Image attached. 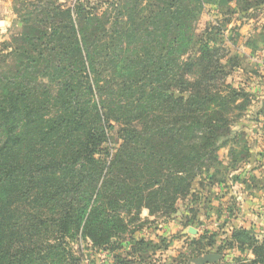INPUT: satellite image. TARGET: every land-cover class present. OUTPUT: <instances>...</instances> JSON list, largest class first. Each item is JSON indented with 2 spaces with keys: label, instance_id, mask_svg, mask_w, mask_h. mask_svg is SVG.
I'll list each match as a JSON object with an SVG mask.
<instances>
[{
  "label": "rangeland",
  "instance_id": "rangeland-1",
  "mask_svg": "<svg viewBox=\"0 0 264 264\" xmlns=\"http://www.w3.org/2000/svg\"><path fill=\"white\" fill-rule=\"evenodd\" d=\"M170 1L21 0L19 19L25 26L21 31L20 25L17 34L26 37L15 34L0 41L2 77L26 68L24 57L21 59L23 50L32 54L37 52V49H29V43L24 39L37 44L36 38H43L47 32L51 41L60 40L59 52L70 61L77 56L76 42L82 49L81 41L86 39L93 46L92 57L98 62L93 71L88 64L85 69L77 64L75 72H81L82 78L86 76L94 87L92 93L84 90L87 96L84 99L92 98L98 104L100 121L104 124L105 140L93 153L100 161L97 168L102 170L96 174H104L107 164L121 149L123 138H131L129 146L135 148L134 151L126 148V155L113 167L111 186L106 187V207L111 209V202L119 210L114 236L109 231L95 244L88 237H77V241L71 239L63 245L71 252L81 251L82 264H198L197 260L207 254L223 256L222 263L221 259L211 264H249L252 260H243L246 258L243 257L244 251L239 253L243 256L235 258L230 251L232 248H227L229 230L224 231L227 221H220V227L217 225L219 221L212 219L211 211L207 209L209 186L218 171L215 163L211 164L213 160L205 163L200 171L179 173L177 171L184 168L181 146L173 148L172 145L173 139L180 138L175 130L179 131L182 122L195 113L192 116L200 124L214 125L215 137H221L218 147L208 152L209 158L215 156V151L218 156L221 147L235 141V128L243 120L259 115L261 109L255 104L264 97L257 89L264 82L263 76L258 71L251 76L244 73L247 66L244 48L230 38L234 40L232 36L242 34L243 29L238 24L264 17V0H234L230 6L221 0H182L180 14L185 24L183 45L186 47L181 49L178 69H173L177 72L176 79L164 64L157 68L150 66L146 72L142 63H135L134 69L128 68V55H141L133 49L139 45L135 47L133 44L149 40V37L161 39L162 35L148 37V34L156 19L165 21V16L155 13L158 8L167 10ZM67 8L71 9L70 14ZM189 9L194 13L191 19L186 15ZM174 11L175 8L170 10ZM54 29L57 33L52 31ZM45 39L43 42L49 41ZM119 43L126 44L128 49L121 53ZM45 55L51 54L46 51ZM81 55L84 56V50ZM105 55L120 57L111 64L103 61ZM44 64L40 61L30 74L54 71L46 69ZM68 70L71 72L72 67ZM40 77L50 78L48 75ZM133 77L138 78L143 88H152V93L144 96L136 88L120 89L121 82ZM100 86L101 90H97ZM99 102L104 103L103 109ZM145 119H148L152 131L149 137L154 156L140 153V145L133 143L134 136H143L147 130ZM163 125H173L174 132L163 136ZM58 153L51 152L48 158ZM145 164H149V169ZM151 174L156 175L148 177ZM158 174L163 179L160 180ZM154 178L158 184L152 181ZM17 207V212L32 210L28 203ZM53 237L47 233L45 238L50 240ZM239 238L242 240L243 237ZM256 250L261 254L260 248Z\"/></svg>",
  "mask_w": 264,
  "mask_h": 264
},
{
  "label": "trees",
  "instance_id": "trees-1",
  "mask_svg": "<svg viewBox=\"0 0 264 264\" xmlns=\"http://www.w3.org/2000/svg\"><path fill=\"white\" fill-rule=\"evenodd\" d=\"M18 1L20 6L21 0ZM181 1L171 0L167 10L158 8L155 15L166 19H156L151 24L148 37L159 34L161 39L149 37V40L133 44L135 47L139 45L133 49L141 55H128V68L134 69L135 63H142L146 72L150 66L157 68L164 64L176 79L177 72L173 69H178L181 49L186 47L183 45L185 24L180 14ZM223 1L231 3L234 0ZM174 8L175 11L170 12ZM67 11L71 13L70 8ZM193 14V10H186L190 19ZM19 20L23 31L25 25ZM52 31L57 33V29ZM44 35L49 41L43 42L44 37L36 38L37 44H31L24 39L29 43V49H37V52L22 51L21 59L24 57L27 63L23 71L16 69L11 75L0 77V264H82L81 251L71 252L63 245L71 239L77 241V237H88L95 244L109 231L114 236L119 210L111 202L112 208L106 207V187L111 186L113 167L126 155V148L129 151L135 149L129 146L131 138H123L121 149L107 164L104 174H96L102 170L97 168L100 161L94 158L93 153L105 140L104 124L100 121L98 104L92 98L84 99L87 97L84 90L92 93L94 87L86 76L82 78L81 72H75L77 64L81 69L88 64L89 69L94 70L98 60L92 57L93 46L85 39L81 41L83 47L80 49L76 42L77 56L70 61L59 52L60 40L51 41L47 32ZM15 36L26 37L20 33ZM119 45L122 46L121 53L128 49L124 43ZM81 50H84V56ZM46 51L51 55L46 57ZM119 57L105 55L103 61L113 64ZM40 61L45 63L46 69L54 71L31 75ZM70 66L71 72L68 70ZM42 75L50 78L42 79ZM121 84L120 89L136 88L144 96L153 91L152 88H143L136 77ZM97 88L101 90L102 86ZM53 92L55 95H50ZM99 105L103 109L104 103L99 102ZM192 114L195 113L182 122L179 131L173 125H163L162 128L163 136L172 134L173 130L180 134L177 141L173 139L172 145L173 148L181 146L184 168L183 171L182 168L178 170L179 173L192 174L200 171L205 163L213 160V165L218 159L217 151L214 157H208V152L217 148L221 139L214 135L215 126L200 124ZM145 128L143 136H134L133 143L140 145V153L154 156L148 119H145ZM49 150L59 153L48 158ZM148 165L145 164L147 169ZM157 177L163 179L161 174ZM154 179L152 181L158 184ZM22 203L30 204L32 210L17 212V205ZM47 233L54 237L46 240ZM234 245L239 249L243 245L248 246L253 255L249 264H264V244L250 232H229L227 248ZM257 248L261 249V254L256 253Z\"/></svg>",
  "mask_w": 264,
  "mask_h": 264
},
{
  "label": "crops",
  "instance_id": "crops-1",
  "mask_svg": "<svg viewBox=\"0 0 264 264\" xmlns=\"http://www.w3.org/2000/svg\"><path fill=\"white\" fill-rule=\"evenodd\" d=\"M225 5L230 6L232 2ZM18 6V0H0L1 42L19 32ZM238 27L243 29L242 34L232 36L234 40L230 38V41L244 48L243 55L247 59L244 73L251 76L258 71L264 81V17L248 19ZM257 89L264 96V82ZM257 104L261 109L259 115L243 120L235 128V141L218 152L215 163L218 171L209 186L207 209L211 211V218L219 221L217 225L220 226L223 219L227 221L224 231L229 230L228 234L245 230L264 244V97ZM241 247L234 245L230 250L235 258L243 256L239 253L244 251L243 260L253 259L248 246ZM219 260L222 263L223 256Z\"/></svg>",
  "mask_w": 264,
  "mask_h": 264
},
{
  "label": "water",
  "instance_id": "water-1",
  "mask_svg": "<svg viewBox=\"0 0 264 264\" xmlns=\"http://www.w3.org/2000/svg\"><path fill=\"white\" fill-rule=\"evenodd\" d=\"M220 259V256L217 254H207L205 256H203L202 258H199L198 264H211V263H215Z\"/></svg>",
  "mask_w": 264,
  "mask_h": 264
}]
</instances>
